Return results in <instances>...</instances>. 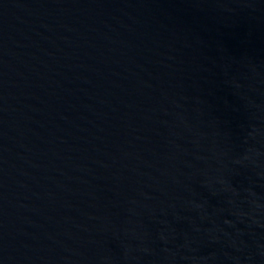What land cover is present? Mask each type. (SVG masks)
I'll return each instance as SVG.
<instances>
[{"label": "water", "instance_id": "95a60500", "mask_svg": "<svg viewBox=\"0 0 264 264\" xmlns=\"http://www.w3.org/2000/svg\"><path fill=\"white\" fill-rule=\"evenodd\" d=\"M0 264H264V0H0Z\"/></svg>", "mask_w": 264, "mask_h": 264}]
</instances>
